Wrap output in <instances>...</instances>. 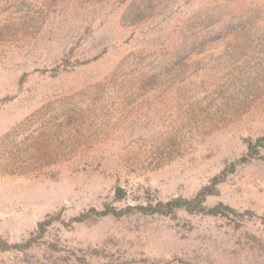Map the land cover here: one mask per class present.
I'll return each mask as SVG.
<instances>
[{
  "label": "rangeland",
  "instance_id": "374dc122",
  "mask_svg": "<svg viewBox=\"0 0 264 264\" xmlns=\"http://www.w3.org/2000/svg\"><path fill=\"white\" fill-rule=\"evenodd\" d=\"M260 136L264 0H0V236L53 220L0 264H264L262 158L207 199L237 215L65 225L191 198Z\"/></svg>",
  "mask_w": 264,
  "mask_h": 264
},
{
  "label": "trees",
  "instance_id": "16d2710c",
  "mask_svg": "<svg viewBox=\"0 0 264 264\" xmlns=\"http://www.w3.org/2000/svg\"><path fill=\"white\" fill-rule=\"evenodd\" d=\"M64 63H69V61L66 60ZM84 63L86 62H77L75 65H81ZM245 144L247 148L245 156L226 165V167H224V169L219 174L212 177L209 183L201 187L199 191L191 198L176 197L167 201L148 199L145 204L136 206L128 205L124 208L105 205L103 210L96 211L95 209H90L88 212L82 213L79 216L70 219L68 223H65V225H72L73 223L82 222L92 213L100 217L113 216L115 218L129 215L132 211H136L146 216L159 215L173 218L177 216L178 211H184L187 214H201L212 217H228L230 214L237 215L238 212L229 206L223 205L222 203L208 206L206 202L208 198L219 195V186L226 180L228 174L231 173L237 165L247 163L252 159H264L263 156H260V150L264 149V136L257 137L256 139L246 138ZM125 197V190L121 188H117L115 190V201H122ZM52 221L53 220L51 217H47L43 221L39 222L37 224L36 233H33L27 240L21 243L9 244L0 236V251L24 252L25 250L32 248L34 245H38L43 233L51 225Z\"/></svg>",
  "mask_w": 264,
  "mask_h": 264
}]
</instances>
